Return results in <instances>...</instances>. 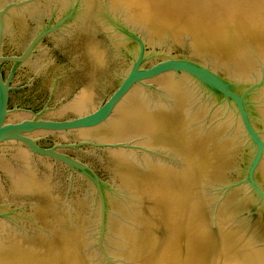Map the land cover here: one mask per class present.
<instances>
[{
    "label": "water",
    "instance_id": "obj_1",
    "mask_svg": "<svg viewBox=\"0 0 264 264\" xmlns=\"http://www.w3.org/2000/svg\"><path fill=\"white\" fill-rule=\"evenodd\" d=\"M0 264H264V0H0Z\"/></svg>",
    "mask_w": 264,
    "mask_h": 264
},
{
    "label": "flooded vegetation",
    "instance_id": "obj_2",
    "mask_svg": "<svg viewBox=\"0 0 264 264\" xmlns=\"http://www.w3.org/2000/svg\"><path fill=\"white\" fill-rule=\"evenodd\" d=\"M32 40V39H31ZM30 40V41H31ZM29 41V42H30ZM28 42V43H29ZM28 43L25 45V47L20 51V52H18L17 54H14V55H9V56H19L20 54H21V52L27 47V45H28ZM35 51V50H34ZM34 53V52H33ZM33 53H32V55H33ZM31 55V56H32ZM30 59V58H29ZM5 67H7L8 68V71H7V74L9 75L10 73H11V70H12V64L11 63H3L2 65H1V74H2V76H3V78L4 79H6V77L8 76H6L5 74H4V72H3V69H4V66ZM17 72V71H16ZM16 72H14V74L16 73ZM13 77H14V75H13ZM13 77H12V79H13ZM12 81V80H11ZM13 84L11 83V86H12ZM11 92L12 91H10V94H9V102H8V108L10 109V110H14V109H18V110H21V111H24V112H28L30 115H34V114H37V113H39L40 111H43L44 109H45V113L49 110L48 108H44L45 106H43L42 105V107H40V108H30V107H22V106H11ZM59 106V105H58ZM96 109V108H95ZM94 109V110H95ZM94 110H91V111H89V112H86V113H84V114H82V115H75V114H72V115H70V116H68V117H64V118H61V119H51V118H41V119H43V120H50V121H64V120H68V119H73V118H77V117H80V116H83V115H86V114H88V113H90V112H93ZM11 115L12 114H10L9 115V117H11ZM9 119V118H8ZM29 119H33V116H31V118H29ZM22 120H26V119H21V120H15V119H13V120H10L9 119V121H12V122H19V121H22ZM32 135V134H31ZM51 136H55V135H51ZM61 139V138H60ZM58 140V141H54V140H52V143H50V145H41V144H39L38 142V145H40V146H42V147H45V148H51V147H53L54 145H56V144H64V145H74V144H78V143H80V142H85L86 140H75V139H73V141H72V139H70V140ZM86 142H88V140L86 141ZM24 147V146H23ZM26 148V147H25ZM60 151H63L64 153H66L67 154V149H64V150H60ZM49 159V158H48Z\"/></svg>",
    "mask_w": 264,
    "mask_h": 264
}]
</instances>
